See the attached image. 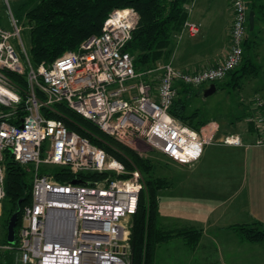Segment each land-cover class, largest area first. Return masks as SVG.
I'll return each mask as SVG.
<instances>
[{
	"label": "built area",
	"instance_id": "1",
	"mask_svg": "<svg viewBox=\"0 0 264 264\" xmlns=\"http://www.w3.org/2000/svg\"><path fill=\"white\" fill-rule=\"evenodd\" d=\"M193 3L186 7L187 14ZM230 4L228 54L215 67L193 73L172 63L136 72L132 56L125 51L140 22L133 8L114 10L101 33L85 40L78 51L35 69L21 37L23 28L10 12L14 31L0 26V218L6 199L7 154L27 172L31 166L34 171L32 202L23 208L18 244H0V253H14L16 264H132L130 220L145 187L143 174L138 168L128 170L41 111L65 104L140 156L150 150L181 165L198 163L205 148L216 143L219 125L211 122L197 131L173 117L170 109L178 96L177 83L201 88L223 81L242 64L248 5L246 0H230ZM200 29L187 20L179 37H196ZM8 72L27 79L25 97ZM251 104L254 113L246 122L253 128L255 145L264 146V98L256 95ZM219 144L245 146L239 134H228ZM55 167L67 168L76 176L73 181H80L81 174L104 177L61 183L51 172H41Z\"/></svg>",
	"mask_w": 264,
	"mask_h": 264
},
{
	"label": "trees",
	"instance_id": "2",
	"mask_svg": "<svg viewBox=\"0 0 264 264\" xmlns=\"http://www.w3.org/2000/svg\"><path fill=\"white\" fill-rule=\"evenodd\" d=\"M192 1L30 0L32 5L26 18L30 25L28 52L31 63L37 69L41 64H52L67 52L78 51L85 40L101 33L106 19L114 10L133 8L139 13L140 22L125 51L132 56L137 73L152 71L163 60L165 53L169 52L174 33L183 28L188 19L186 7ZM246 2L248 9L256 12V18L264 15L262 0H246ZM252 44L253 42L249 39L245 41L242 64L230 72L222 82L214 83L217 91L226 88L229 91H240L244 79L256 77L260 67L254 64L247 55ZM6 75L18 87L21 96L25 97V92L29 87L27 79L9 72ZM176 87L178 96L170 109V114L173 117L197 131L212 121V118L208 117L209 113H212V111L209 112L210 109L195 105V101L204 98L203 87L194 88L182 83H177ZM23 109L24 102L19 108L20 115L23 114ZM41 113L47 119L61 120L69 131L88 139L92 145L124 163L128 170L138 168L143 174L145 187L139 198L138 210L130 220L132 225V264H154L157 245L172 237H181L191 245H197L200 239V234L197 231L184 229L171 233L161 232L157 229L159 193L162 190L172 188V183L167 177H160L157 174V165L152 158H144L118 143L92 122L68 109L65 104H57L53 109L43 108ZM5 168L6 199L1 218L5 220L2 225L6 230V236L0 244H8L7 228L9 222L12 216L20 211L16 227L17 245L23 208L32 202V177L9 154L5 158ZM41 172H51L54 178L61 183H70L76 177L67 168L55 167L51 170L42 168ZM77 177L82 183H88L87 181L94 182L104 176L81 174ZM237 229L251 243L264 242V226L259 223L255 222L250 226H238ZM0 264H16L15 254L0 253Z\"/></svg>",
	"mask_w": 264,
	"mask_h": 264
},
{
	"label": "crops",
	"instance_id": "3",
	"mask_svg": "<svg viewBox=\"0 0 264 264\" xmlns=\"http://www.w3.org/2000/svg\"><path fill=\"white\" fill-rule=\"evenodd\" d=\"M193 1L187 20L200 25V33L181 38L182 29L174 33L171 48L160 62L188 73L213 68L224 60L233 21L230 0ZM257 21L255 15V26ZM256 95L258 91L248 102L244 99L247 103L238 104L235 118H212L219 125L216 143L205 148L198 163L181 165L170 160L169 168L176 171L172 188L159 193L157 229L171 233L189 229L197 231L200 239L195 246L181 237L159 243L154 264H264V242L251 243L237 229L255 222L264 226V146L255 145L253 128L246 122L254 113L251 100ZM228 134H239L245 146L219 144ZM167 190L170 196L164 202L160 194Z\"/></svg>",
	"mask_w": 264,
	"mask_h": 264
},
{
	"label": "rangeland",
	"instance_id": "4",
	"mask_svg": "<svg viewBox=\"0 0 264 264\" xmlns=\"http://www.w3.org/2000/svg\"><path fill=\"white\" fill-rule=\"evenodd\" d=\"M262 3L264 4V0H262ZM31 5L32 4L30 0H9V4H7L4 0H0V26L5 30L11 32L14 31V28L11 27L9 20L11 15L10 12H12L14 17L19 21L20 26L23 28L21 37L27 50H29L30 47V25L27 22L26 15L28 12H30ZM249 11L250 10H248V14ZM257 20L258 21L256 23L254 31H248L249 40L253 42V44L252 48L247 51V55L251 56L252 62L260 67V71L257 74L258 76L255 79L251 77L248 80H244L243 87L240 91H228L226 88L227 91L218 90V92L212 97L207 98L208 101H195V105L197 107H205L206 109H210L209 112L212 111V113H209L208 115V117L210 118H214L217 120H223L227 117L231 119L235 118L239 115V110L237 109L238 104L240 102L241 104L247 103V99L253 96L256 91H258V93L264 98V15L257 16ZM13 43L16 45V41H13ZM256 46H259L257 47L258 49L256 48ZM211 85L212 83L207 84L203 86V88L206 89ZM244 99H246L247 102ZM218 104H220V107L216 109ZM145 154L146 155L142 157L147 159L152 158L156 162L157 174L160 177H167L171 181V183H173L172 176L175 174L176 170L173 168H169L171 163L170 159L150 150L147 151V153ZM29 170L30 172L28 173L32 177L34 166H31ZM169 196L170 192L168 190L160 194V197L164 202L168 200L166 197ZM4 221V219L0 218V243L2 239L6 236V230L2 225Z\"/></svg>",
	"mask_w": 264,
	"mask_h": 264
},
{
	"label": "water",
	"instance_id": "5",
	"mask_svg": "<svg viewBox=\"0 0 264 264\" xmlns=\"http://www.w3.org/2000/svg\"><path fill=\"white\" fill-rule=\"evenodd\" d=\"M255 11L251 10L249 12V17H248V23H249V29H250V32H252L255 28ZM217 91V87L215 84H212L209 88L207 89H204L203 91V97L205 99L213 96ZM74 184H81L82 182L80 181H73ZM19 212L18 211L17 213H15L10 222H9V225H8V228H7V242L8 244L10 245H14L16 243V227H17V223H18V220H19Z\"/></svg>",
	"mask_w": 264,
	"mask_h": 264
}]
</instances>
